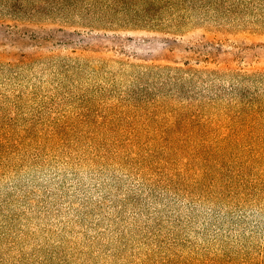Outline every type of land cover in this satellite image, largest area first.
Instances as JSON below:
<instances>
[{
    "label": "rangeland",
    "instance_id": "374dc122",
    "mask_svg": "<svg viewBox=\"0 0 264 264\" xmlns=\"http://www.w3.org/2000/svg\"><path fill=\"white\" fill-rule=\"evenodd\" d=\"M0 264H264V0H0Z\"/></svg>",
    "mask_w": 264,
    "mask_h": 264
}]
</instances>
